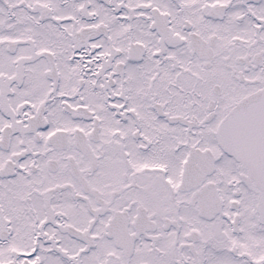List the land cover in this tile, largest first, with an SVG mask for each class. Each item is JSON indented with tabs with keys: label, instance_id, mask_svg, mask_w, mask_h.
Segmentation results:
<instances>
[{
	"label": "snow or ice",
	"instance_id": "6c2138e0",
	"mask_svg": "<svg viewBox=\"0 0 264 264\" xmlns=\"http://www.w3.org/2000/svg\"><path fill=\"white\" fill-rule=\"evenodd\" d=\"M0 264H264V0H0Z\"/></svg>",
	"mask_w": 264,
	"mask_h": 264
}]
</instances>
